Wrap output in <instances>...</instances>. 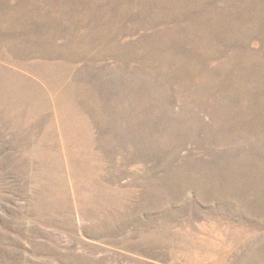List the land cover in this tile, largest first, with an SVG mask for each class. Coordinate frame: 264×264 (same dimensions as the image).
<instances>
[{"label":"rangeland","instance_id":"obj_1","mask_svg":"<svg viewBox=\"0 0 264 264\" xmlns=\"http://www.w3.org/2000/svg\"><path fill=\"white\" fill-rule=\"evenodd\" d=\"M0 264H264V0H0Z\"/></svg>","mask_w":264,"mask_h":264}]
</instances>
